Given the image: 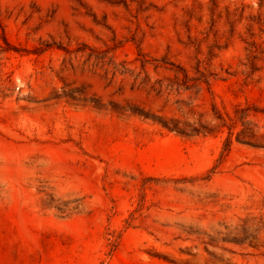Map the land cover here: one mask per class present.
Masks as SVG:
<instances>
[{
  "label": "rangeland",
  "instance_id": "obj_1",
  "mask_svg": "<svg viewBox=\"0 0 264 264\" xmlns=\"http://www.w3.org/2000/svg\"><path fill=\"white\" fill-rule=\"evenodd\" d=\"M0 264H264V0H0Z\"/></svg>",
  "mask_w": 264,
  "mask_h": 264
}]
</instances>
